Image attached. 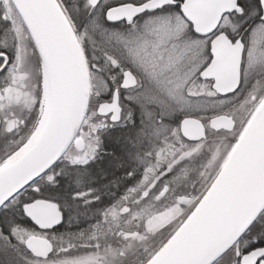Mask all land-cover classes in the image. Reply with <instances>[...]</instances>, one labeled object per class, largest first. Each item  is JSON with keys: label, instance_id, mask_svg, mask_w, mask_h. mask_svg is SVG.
<instances>
[{"label": "snow or ice", "instance_id": "1", "mask_svg": "<svg viewBox=\"0 0 264 264\" xmlns=\"http://www.w3.org/2000/svg\"><path fill=\"white\" fill-rule=\"evenodd\" d=\"M0 264H264V0H0Z\"/></svg>", "mask_w": 264, "mask_h": 264}]
</instances>
